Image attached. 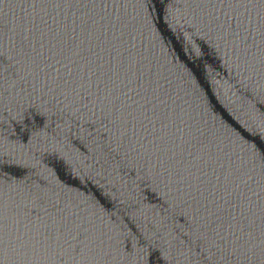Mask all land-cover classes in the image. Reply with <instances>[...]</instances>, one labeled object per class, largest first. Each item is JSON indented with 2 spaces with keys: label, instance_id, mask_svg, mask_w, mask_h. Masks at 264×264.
I'll list each match as a JSON object with an SVG mask.
<instances>
[{
  "label": "water",
  "instance_id": "obj_1",
  "mask_svg": "<svg viewBox=\"0 0 264 264\" xmlns=\"http://www.w3.org/2000/svg\"><path fill=\"white\" fill-rule=\"evenodd\" d=\"M0 264H211L133 142L0 0Z\"/></svg>",
  "mask_w": 264,
  "mask_h": 264
}]
</instances>
